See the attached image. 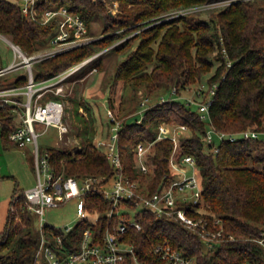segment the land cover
<instances>
[{
    "label": "trees",
    "instance_id": "obj_1",
    "mask_svg": "<svg viewBox=\"0 0 264 264\" xmlns=\"http://www.w3.org/2000/svg\"><path fill=\"white\" fill-rule=\"evenodd\" d=\"M108 1L118 3L115 14ZM213 1L217 0H45L41 5L43 9L66 6L85 20L89 34L93 22L103 21L105 35L35 62V80L51 78L124 39L114 47L126 52L115 79L123 82L134 99L144 89L145 98L150 100L140 122L131 118L142 109L141 99L128 112L116 114L123 122L119 145L124 172L156 192L171 172L170 156L175 146L171 138H158V127L164 122L175 128L186 125L190 133L180 136L178 154L197 158L202 184L201 203L190 213L195 218L222 219L225 234L234 236L213 250L198 232L176 219L145 210L137 215L141 229L131 227L124 234L138 262L128 256L122 264H164L154 248L165 241L195 256L199 264H264V243L259 241L264 238V139L226 141L216 154L210 153L203 141L211 126L230 132L264 130V0H236L159 21L173 11ZM0 33L32 54L50 46L56 22L40 24L26 16L16 0H0ZM16 72L1 76L0 87L26 84V73L15 76ZM210 73L208 84L218 83V88L209 108L210 118L204 120L196 105L194 108L193 103L182 99L181 91L200 84ZM162 96L169 99L159 102ZM109 105L114 107L111 102ZM15 108L18 110V105H0V129L4 141L20 146L9 137L22 123ZM89 132L86 126L80 134L82 147L76 151L54 145L40 148L42 154H48L56 176L80 180L106 176L109 180L118 174ZM141 141L152 142L143 155L148 172L140 170L138 153L133 150ZM85 199L91 215L99 216L96 222L81 221L66 234L55 227L47 228L52 239L62 235L69 251L79 248L86 227L92 226L100 237L108 225L106 213L111 201L96 192L86 194ZM35 215L28 208L25 191L17 188L0 232V264H33L40 241ZM119 217L114 215L112 222L118 223Z\"/></svg>",
    "mask_w": 264,
    "mask_h": 264
},
{
    "label": "built area",
    "instance_id": "obj_2",
    "mask_svg": "<svg viewBox=\"0 0 264 264\" xmlns=\"http://www.w3.org/2000/svg\"><path fill=\"white\" fill-rule=\"evenodd\" d=\"M45 0H16L21 6L22 12L40 24L56 22V33L51 38L50 46H59L64 43H80L89 36V28L85 20L79 15L72 13L66 6L59 8L43 9L41 5ZM236 0H217L203 5L173 11L159 21L171 20L176 17L189 14L206 8H215L227 5ZM117 2L114 3L117 6ZM10 44L15 53V59L6 67H0V77L21 69L25 70L28 81L24 85H11L0 87V105L13 104L24 106L21 115V125L15 128L9 135L10 139L20 146L32 145L35 153V169L37 183L25 190L28 208L39 216L38 228L40 230V241L35 253L33 264H122L129 256L138 262L134 247L129 243L124 234L129 228L141 229L142 223L137 215L145 210L155 212L159 217H170L184 224L189 229L198 232L204 239L207 247L216 250L230 239L233 235H226L223 221L220 218L207 219L203 216L195 218L190 212L194 211L201 203L202 184L199 175L197 158L192 154H178V143L180 136L186 134L188 127L180 125L173 127L168 123H161L158 127V138H171L174 150L170 156L171 172L166 181L162 183L156 192H151L148 185L142 181L133 179L124 172V163L119 145V132L123 122L112 111H108L111 122V136L108 143L107 157L114 169L118 170L111 179L106 176L89 177L80 180L74 176H56L50 163L48 154H42L39 138L44 127H56L63 134L65 103L60 98H45L46 89L51 87L50 80L37 82L34 78L33 65L56 53L55 48H46L33 54L26 53L20 45L0 33ZM49 46V47H50ZM230 65L231 61H227ZM218 88V83L207 85L200 83L195 90L196 97L188 99L189 103L197 106L200 117L204 120L210 118V105ZM62 87H58L59 94ZM175 92V89H174ZM22 96V98H18ZM169 99L162 96L159 102ZM149 98L142 102V117L136 119L140 122L144 116L146 107L150 105ZM15 110H17L15 108ZM18 111V110H17ZM21 114V113H20ZM264 139V130L245 129L240 131H221L211 126L203 136L206 149L210 153H218L220 144L226 141L236 142L242 139ZM152 142L141 141L133 147L139 156V168L142 172H148L149 166L143 160V155L150 148ZM90 192L102 193L111 201V209L106 216L109 217L108 225L104 235L96 236L92 226L83 230L79 241V248L69 251L64 245L62 235L52 239L48 235L47 228L55 227L63 233L72 232L75 227L84 220L96 222L98 215L92 216L86 206L85 195ZM72 198H77V221L65 227H56L46 222L45 213L48 208L58 207ZM197 211V210H196ZM114 215H120L118 223L112 222ZM264 234V232L262 233ZM264 243V238L259 240ZM75 241H71L74 244ZM154 252L164 264H199L195 256L187 255L179 248L168 242H162L155 246ZM245 264H255L246 262Z\"/></svg>",
    "mask_w": 264,
    "mask_h": 264
},
{
    "label": "rangeland",
    "instance_id": "obj_3",
    "mask_svg": "<svg viewBox=\"0 0 264 264\" xmlns=\"http://www.w3.org/2000/svg\"><path fill=\"white\" fill-rule=\"evenodd\" d=\"M108 4L110 11L115 14L117 6L112 5L109 1ZM204 16L206 17V15ZM103 29V21L93 22L91 32L85 40H80V43H64L55 47L54 45L47 47L50 50L53 48L56 50V53L49 57L70 51L91 41L102 39L105 35ZM6 37L8 38V36ZM123 40L110 47L104 46L97 53L54 75L56 78L50 80L51 87L46 89L44 97L57 96V98L64 101V126L66 130L61 134L56 127L46 128L44 125H40L39 129L43 131L39 138L40 148L54 145L72 151L81 149L80 134L88 126L89 133L94 135L96 146L104 151L108 150L111 133L108 111L112 110L115 114L121 116L136 107L140 99L142 103L144 98L147 97L144 89H141L138 91L136 99H134L132 94H129L124 87L123 82L115 79L117 66L125 58L126 52L115 50L114 47ZM14 59V50L9 42L3 36H0V61L2 66L6 67ZM214 70L215 68L212 69V72ZM24 72L25 70L21 69L15 73V76ZM211 73L201 82L207 85ZM59 86L62 87V91L57 94L56 91ZM198 86L199 84L189 85L187 89L181 91L182 99H194L196 97L195 90ZM110 102L114 107L109 105ZM18 107L20 119L24 106L21 103ZM194 108H196L195 105ZM132 114H128V116L130 117ZM140 117H142V113H138L131 118V121ZM189 133L190 131H186V134ZM37 181L33 146L31 144L16 146L4 141L0 129V232L5 227L10 202L15 190L18 188L20 191H25L33 187ZM76 205L77 198H72L61 206L48 208L45 213L46 222L56 227L74 224L78 218ZM35 222L36 227H38V215H35Z\"/></svg>",
    "mask_w": 264,
    "mask_h": 264
},
{
    "label": "crops",
    "instance_id": "obj_4",
    "mask_svg": "<svg viewBox=\"0 0 264 264\" xmlns=\"http://www.w3.org/2000/svg\"><path fill=\"white\" fill-rule=\"evenodd\" d=\"M1 62V61H0ZM2 64V63H1ZM0 67H3L2 65ZM36 170V169H35Z\"/></svg>",
    "mask_w": 264,
    "mask_h": 264
}]
</instances>
